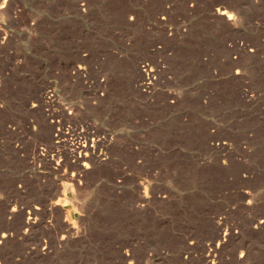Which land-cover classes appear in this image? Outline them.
<instances>
[{
  "label": "rangeland",
  "instance_id": "rangeland-1",
  "mask_svg": "<svg viewBox=\"0 0 264 264\" xmlns=\"http://www.w3.org/2000/svg\"><path fill=\"white\" fill-rule=\"evenodd\" d=\"M219 1L0 0V264H264V0ZM65 187L70 234L7 214Z\"/></svg>",
  "mask_w": 264,
  "mask_h": 264
},
{
  "label": "bare ground",
  "instance_id": "bare-ground-1",
  "mask_svg": "<svg viewBox=\"0 0 264 264\" xmlns=\"http://www.w3.org/2000/svg\"><path fill=\"white\" fill-rule=\"evenodd\" d=\"M220 2V1H219ZM223 2V0L220 2V3H222ZM224 4V3H223ZM226 6H228V5H226ZM234 6H236V5H234ZM229 7V6H228ZM232 8V7H231ZM214 9V8H213ZM235 9V8H234ZM215 14L216 15H218L219 16V18L221 19V20H223V19H225V21H227L228 23H229V25H231V24H234V22H235V20H236V18H235V14L231 11V10H229V9H227L225 6H216L215 7ZM239 14V13H238ZM238 17V16H237ZM224 21V20H223ZM257 30L259 31V34L261 35V37L263 38V41H264V25H258L257 26ZM258 36V35H257ZM241 43V42H240ZM239 49V48H238ZM242 50L243 51H245L246 50V46H242ZM249 51H253V49L252 48H250L249 49ZM243 54V53H242ZM231 57V56H230ZM232 62H234V61H232ZM236 63H237V61H236ZM77 72H81L82 70H83V66H80V65H78L77 66ZM152 69L151 68H146V69H143V71H144V73H145V75L147 76V75H150V71H151ZM235 73L237 74V73H240L241 74V76L243 77V75H242V73H241V71H239V70H236L235 71ZM146 78H148V77H146ZM236 79V78H235ZM239 79V78H238ZM237 79V80H238ZM147 82V81H146ZM148 84L150 83V81H148L147 82ZM241 86V85H240ZM242 94H243V96L244 97H247L248 96V93H247V90L246 89H242ZM250 92V91H249ZM250 95H252V94H250ZM249 95V96H250ZM50 96V95H49ZM254 97V96H253ZM251 98V97H250ZM255 98V97H254ZM245 100H247V99H245ZM51 133V132H50ZM77 133V132H76ZM79 134H81V133H79ZM52 136V135H51ZM76 137H78V134L76 135ZM88 137V136H87ZM52 139V138H51ZM93 140H95L94 138H92ZM98 142V141H97ZM93 143V142H92ZM216 143V142H215ZM222 143H225V142H222ZM221 143V144H222ZM94 144V143H93ZM93 144H91V142H89L88 141V139L86 138V139H84L83 141H81V140H79V139H77L76 141H74V140H71V145H72V148L70 149L71 151H69V154H68V158L70 159V157L71 158H73V163L74 164H77V165H82L84 168H87L88 166H89V161H91V160H101L102 159V157H100V153H97V150H96V148L94 147V145ZM42 154V153H41ZM51 158H52V155H51ZM66 160V159H65ZM59 162L58 161H55V164H58ZM72 166V165H71ZM76 166V165H75ZM54 168H56L55 166H54ZM53 168V169H54ZM52 170V169H51ZM59 170V169H58ZM53 171V170H52ZM55 171V170H54ZM79 174V173H78ZM71 176L69 177L68 176V178H66L67 179V181H69V182H73L74 181V179H75V173L74 172H72L71 174H70ZM79 176V175H78ZM73 190V189H72ZM72 190H71V192H72ZM68 188L67 187H65L64 188V190H62L61 192H53V194L52 195H50L49 197H48V200L46 201L47 203H43V204H41V206H40V204L39 203H35V204H33V206H32V211H30L29 212V215L27 216V217H25L24 218V215H23V212H22V210H20L18 207H16V205H11V207L7 210V214H9L10 215V217L11 216H15V215H19V216H21V224H22V226L24 227V231H26L28 228H32V227H34V226H36V225H39L40 227H43V228H45V226L43 225V223L41 222V220L39 219V217L37 216L38 214H39V212H40V210L41 209H45L44 211H47L48 212V216H50V217H54L55 219H57V220H60V219H62L61 217L62 216H64V219H63V221H64V224H63V227L66 229V231H68V233L70 234L71 233V231L73 230V228H74V224L77 222V221H75V220H73L72 219V217H71V212H70V210L68 209V208H66V206H65V203H64V201H66V198H67V196H68ZM245 193L247 194V195H251V193L249 192V191H245ZM39 202V201H38ZM45 202V201H44ZM139 207H143L144 205H145V202H144V199H141V200H139ZM5 206H7V205H5ZM10 206V205H9ZM73 207V206H72ZM30 213L32 214V215H30ZM56 214V215H55ZM7 216V215H6ZM41 218V217H40ZM53 218V219H54ZM78 220V219H77ZM57 222V221H56ZM264 225V215L263 216H261L258 220H257V222H256V224H254V227H261V226H263ZM58 226H60V225H58ZM216 227H217V231H219L220 230V222L219 221H217V223H216ZM60 230V229H59ZM62 233H63V231H62ZM223 233H225V232H223ZM224 236V235H223ZM8 237H9V234H7L6 232H2L1 234H0V245H2L7 239H8ZM68 237H69V235H65V233L64 234H62L58 239H56V242H55V244H56V246L57 247H61V246H63V245H65V243L67 242V239H68ZM217 245H219V242H217ZM47 247H49V246H47V245H45L44 247H43V249H46V250H41L40 251V253H41V255L42 256H44L45 257V255L46 254H48L49 253V250H47ZM212 250V252H210L209 254H208V252H207V254H208V256H209V258H210V261H211V264L212 263H215V253H216V251H217V246H215V248L213 247V249H211ZM124 252H126V250H124ZM128 252V251H127ZM126 252V253H127ZM126 253H125V255H126ZM130 255V254H129ZM243 255V254H242ZM241 256V255H240ZM132 257V256H131ZM244 257V256H243ZM126 258V257H125ZM128 258V257H127ZM244 258H246V257H244ZM125 260V259H124ZM123 261V260H122ZM134 263V262H133ZM204 263H205V261H204ZM128 264V263H127ZM131 264V263H130ZM209 264V263H208Z\"/></svg>",
  "mask_w": 264,
  "mask_h": 264
},
{
  "label": "built area",
  "instance_id": "built-area-1",
  "mask_svg": "<svg viewBox=\"0 0 264 264\" xmlns=\"http://www.w3.org/2000/svg\"><path fill=\"white\" fill-rule=\"evenodd\" d=\"M49 98V97H48Z\"/></svg>",
  "mask_w": 264,
  "mask_h": 264
}]
</instances>
